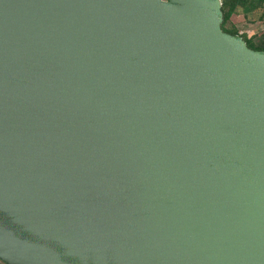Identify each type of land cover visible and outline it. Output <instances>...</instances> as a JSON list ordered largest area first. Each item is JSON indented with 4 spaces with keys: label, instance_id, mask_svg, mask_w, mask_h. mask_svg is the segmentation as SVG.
Returning <instances> with one entry per match:
<instances>
[{
    "label": "water",
    "instance_id": "water-1",
    "mask_svg": "<svg viewBox=\"0 0 264 264\" xmlns=\"http://www.w3.org/2000/svg\"><path fill=\"white\" fill-rule=\"evenodd\" d=\"M222 0H0V261L264 264V51Z\"/></svg>",
    "mask_w": 264,
    "mask_h": 264
},
{
    "label": "rangeland",
    "instance_id": "rangeland-1",
    "mask_svg": "<svg viewBox=\"0 0 264 264\" xmlns=\"http://www.w3.org/2000/svg\"><path fill=\"white\" fill-rule=\"evenodd\" d=\"M227 13L226 30L244 36L254 48H264V1L233 0Z\"/></svg>",
    "mask_w": 264,
    "mask_h": 264
},
{
    "label": "trees",
    "instance_id": "trees-1",
    "mask_svg": "<svg viewBox=\"0 0 264 264\" xmlns=\"http://www.w3.org/2000/svg\"><path fill=\"white\" fill-rule=\"evenodd\" d=\"M233 0H222V3H223V13H224V23H223V30L229 34H232V35H239L237 32H233V31H228L224 28V25L226 24V22L228 21V13H227V9L228 7L231 5ZM264 1V0H262ZM242 36V35H240ZM244 40L247 42L248 46L254 50H258V51H264V48H254L252 47V45L249 43V41L244 37Z\"/></svg>",
    "mask_w": 264,
    "mask_h": 264
}]
</instances>
